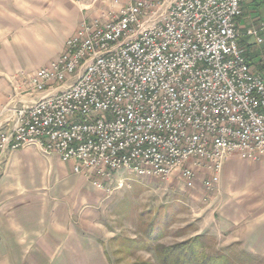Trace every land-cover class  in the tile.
Listing matches in <instances>:
<instances>
[{"label":"built area","instance_id":"obj_1","mask_svg":"<svg viewBox=\"0 0 264 264\" xmlns=\"http://www.w3.org/2000/svg\"><path fill=\"white\" fill-rule=\"evenodd\" d=\"M243 15V0H128L84 21L0 107V172L38 148L101 189L126 176L215 192L227 160L264 159V78L240 45H262L264 23L242 34Z\"/></svg>","mask_w":264,"mask_h":264},{"label":"rangeland","instance_id":"obj_2","mask_svg":"<svg viewBox=\"0 0 264 264\" xmlns=\"http://www.w3.org/2000/svg\"><path fill=\"white\" fill-rule=\"evenodd\" d=\"M116 1L0 0V87L12 89L2 106L20 99L32 74L61 55L73 27L97 19L107 3L115 9ZM245 1L243 12L264 23V0ZM4 177L9 190L2 195L0 189V202L30 207V217L19 222L26 229L31 220L24 234L32 236L22 242L28 254L19 258L12 256L17 242L0 230V252L8 253L0 264H157L149 234L161 236L165 246L205 236L213 255L264 264V159L230 158L218 189L208 195L184 190L177 181L126 176L101 189L95 178L75 174L71 163L38 148L20 150L1 166L0 188ZM131 240L150 248L139 249Z\"/></svg>","mask_w":264,"mask_h":264},{"label":"crops","instance_id":"obj_3","mask_svg":"<svg viewBox=\"0 0 264 264\" xmlns=\"http://www.w3.org/2000/svg\"><path fill=\"white\" fill-rule=\"evenodd\" d=\"M105 1L109 2L110 0H105ZM112 1H114V0H112ZM127 1L126 2H125V0L116 1L115 4L117 6H116L115 9L117 10L120 7V5L126 4ZM117 2H119V4H117ZM98 4H100V3H98ZM98 4H96V5H98ZM96 5H94V6H96ZM101 5H103V4H101ZM101 5L98 6L96 9H99L101 7ZM245 5H246V1H245ZM243 7H244V5H243ZM110 9L115 10L114 6L111 7V4L107 3L100 10H98V13H100L99 15H101L98 18H102L103 15L107 11H112ZM260 23L257 22V19H253L251 16L246 15L245 14V10H244V15L239 20L240 31H241L242 34H245L251 28L259 27ZM77 29H78V27L77 28L73 27L74 33L77 31ZM74 33H72V34H74ZM64 44H65V42L63 44H61V48H60L61 49V53L63 51ZM240 45L246 50L247 60L250 63V65L253 67L254 71L257 74L260 73V74L264 75V49L262 48L260 50V49L254 48L258 44L254 43L253 41L250 40V38L245 37V36H243L240 39ZM11 90L12 89H10V87L7 88V89H5L3 87H0V106H2L4 104V102H5L4 98H6L9 93H11ZM8 181H9V178H7V177H4L3 180H2V185H1V188H0L2 195L7 193V191L9 190L7 188V186H6ZM2 201H3V198H2ZM2 201L0 202V230L3 232L2 235L6 236L7 239L6 238L5 239L7 241L17 242V244H14V246L11 245V246H13L12 249L15 250V252H14V254H12V256L22 258L23 256H26L28 254V252L25 251L24 245H23L22 242L30 241V237L32 236L31 234H29V235H25L24 234L26 232V229H27L28 232L30 231L31 220H29L28 218L30 217V214H31L32 210L30 209V207L26 206L27 204H25V203L18 204V203H12V201H7V200H4L3 202ZM21 216H23V217L24 216H26V217L29 216L27 218V222L25 223L26 229H24V226L22 225V223L19 222V220H21L20 219ZM16 233H19V234H16ZM5 250H7V249L4 248V251L0 252V257L1 258L8 257V253ZM46 255L55 256L57 254H54V252H53V253H49V254L46 253ZM3 262H5L4 259H3ZM23 263H24V261H23Z\"/></svg>","mask_w":264,"mask_h":264},{"label":"trees","instance_id":"obj_4","mask_svg":"<svg viewBox=\"0 0 264 264\" xmlns=\"http://www.w3.org/2000/svg\"><path fill=\"white\" fill-rule=\"evenodd\" d=\"M149 240L156 244L153 251L157 257V264H237L226 254L213 255L208 252L211 248L205 236H197L179 244L165 246L159 244L161 236L149 234ZM139 249L147 250L148 244L143 240H131Z\"/></svg>","mask_w":264,"mask_h":264}]
</instances>
